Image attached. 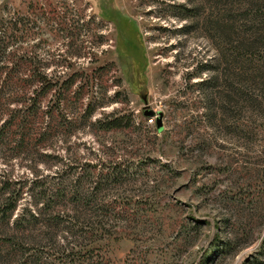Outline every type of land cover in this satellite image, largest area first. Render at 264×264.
I'll return each mask as SVG.
<instances>
[{
    "label": "rangeland",
    "instance_id": "1",
    "mask_svg": "<svg viewBox=\"0 0 264 264\" xmlns=\"http://www.w3.org/2000/svg\"><path fill=\"white\" fill-rule=\"evenodd\" d=\"M253 14L244 0H0V202L15 201L0 264H264Z\"/></svg>",
    "mask_w": 264,
    "mask_h": 264
},
{
    "label": "trees",
    "instance_id": "2",
    "mask_svg": "<svg viewBox=\"0 0 264 264\" xmlns=\"http://www.w3.org/2000/svg\"><path fill=\"white\" fill-rule=\"evenodd\" d=\"M247 3V6L250 8H253V16L256 19L258 16H256L258 13H263L264 11H262V7L264 6V0H244ZM1 22V21H0ZM2 50V44L0 42V51ZM2 60L0 58V68L2 67ZM40 78L42 79V81H40V86L42 88H44L46 86V84H48V80H46L47 76L46 75H41ZM13 80V77L10 74H1L0 73V91H2L3 89H7L10 84L11 81ZM35 77L32 75L29 77L28 81L30 82H34ZM29 105L32 106L33 105V98H30L29 101ZM117 121H119V119H113L112 123H114V125L118 124L116 123ZM14 199V198H13ZM12 199V197H6L3 201L0 202V220H5L8 217H11V214L13 212V209L15 207V201ZM27 214L31 217V218H35L37 215H34V213H32L29 210H26ZM26 214L22 215V217H25ZM91 232H89V235L91 236H96L98 234L104 233V232H108V226H104L102 225H97L95 224L94 226L91 225ZM10 239V238H8Z\"/></svg>",
    "mask_w": 264,
    "mask_h": 264
}]
</instances>
